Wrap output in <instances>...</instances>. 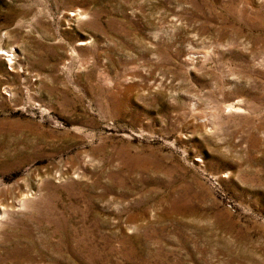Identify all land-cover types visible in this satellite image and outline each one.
I'll return each instance as SVG.
<instances>
[{"label": "rangeland", "instance_id": "obj_1", "mask_svg": "<svg viewBox=\"0 0 264 264\" xmlns=\"http://www.w3.org/2000/svg\"><path fill=\"white\" fill-rule=\"evenodd\" d=\"M0 264H264V0H0Z\"/></svg>", "mask_w": 264, "mask_h": 264}]
</instances>
